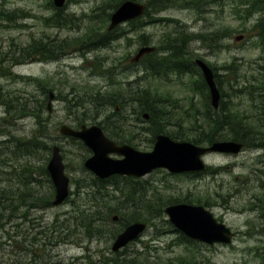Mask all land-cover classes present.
Here are the masks:
<instances>
[{
	"label": "rangeland",
	"instance_id": "rangeland-1",
	"mask_svg": "<svg viewBox=\"0 0 264 264\" xmlns=\"http://www.w3.org/2000/svg\"><path fill=\"white\" fill-rule=\"evenodd\" d=\"M246 1L218 0L214 4L212 0L209 3L201 0L199 8L180 2L158 13L151 9L152 16L164 21H151L139 29L128 23L122 28L131 32L106 47L88 52L79 51L80 45L73 46L60 59L12 66L20 48L33 41L68 43L84 36L89 27L104 32L101 25L110 11L106 8L103 14L97 8L112 0H68L64 13L71 20L68 26L59 28L46 26L44 21L57 12L50 0H0V11L18 17L11 22L0 21V61L7 60L0 63V188L9 197L16 196L6 203L7 209L0 204V264H115L118 258L176 264L179 258L192 257L191 253L197 257V264H259L255 252L264 246V149H244L238 155H210L205 159L207 171L196 177L158 170L142 179L149 194L200 200L220 223L236 233L233 244L184 243L182 233L164 214V222L155 220L143 237L114 253L113 237L125 229L122 230L121 215L115 210L123 208L124 213L130 214L133 206L126 203L120 192H112L113 210L100 209L98 214L93 195L82 194L79 188L87 184L84 180L89 178V172L82 169L91 153L78 141L60 133L63 125L92 126L111 117L115 124H126V134L128 130L133 132V147L142 152L153 149L152 135L142 130L149 126L141 121L145 120L141 108L131 103L118 107L117 111L110 106L97 109L90 101L97 90L110 91V80L122 85L134 83L133 88H151L167 97L171 100L167 107L174 116L169 129L179 131L176 121L182 117L188 119L186 128H191L195 114L191 101L200 113L205 112L209 103V89L197 84L200 79L197 70L190 66L191 72L186 74H168L157 79L147 75L144 69L147 60L136 65L130 60L143 47L142 42L160 48L165 38L180 33L209 35L223 31L228 37L219 43L221 49L215 43L211 48L193 40L186 64L192 65L197 59L213 67L234 64L240 69L241 78L257 76V68L264 59V39L262 43L261 31L255 27L262 16L260 13L248 16L243 5ZM22 13L27 15L19 17ZM139 18L149 21L144 16ZM238 36L244 39L235 41ZM151 56L157 59L158 55L155 52ZM97 63L104 64L105 69L113 68L112 77L94 68ZM217 74L223 82L218 86L221 96L224 91V99L229 100L232 88L228 82L236 76L223 69L217 70ZM50 92L55 93L56 99L49 113ZM236 102L250 106L248 97L242 94H238ZM82 103L84 107L80 106ZM34 111L41 117L33 115ZM186 112H192L191 117ZM105 133L113 139L108 131ZM33 138L37 140L34 145L29 143ZM54 146L61 148L66 174L71 180V195L60 206L52 205L55 187L50 176H45ZM112 158L120 157L112 155ZM39 199L40 202L36 201ZM48 199L51 204H47ZM33 202H37V207L31 206ZM182 203L186 202L177 204ZM115 216L117 222L113 221Z\"/></svg>",
	"mask_w": 264,
	"mask_h": 264
},
{
	"label": "trees",
	"instance_id": "trees-1",
	"mask_svg": "<svg viewBox=\"0 0 264 264\" xmlns=\"http://www.w3.org/2000/svg\"><path fill=\"white\" fill-rule=\"evenodd\" d=\"M6 1V0H2ZM126 0H112V2L106 3L104 7H98L97 10L100 13L105 14V9L107 8L110 13L105 14L104 20L102 22L101 28L104 29V32L97 30L95 27H89L84 36L72 40L68 43H56L55 41H33L26 47L20 48L19 55L16 56L15 60L12 62V66H19L29 63L34 60L41 61H50L63 58L67 55V50L71 49L73 46H79L80 50H86L89 52L92 50H97L101 47H106L107 45L114 43L119 40L121 37L127 35L131 31L124 30L119 28L113 32H108L107 27L111 14L117 10V8ZM138 1V0H134ZM147 1V10L146 17L144 19H149L150 21H132L130 26L134 29H139L151 22L154 19V16L150 14V10L153 9L155 13L161 12L164 7L174 5L179 2L187 3L189 5H198L201 0H146ZM225 1V0H220ZM209 3V0H206ZM218 0H212V3L216 4ZM241 4V3H240ZM50 5L52 8H55L53 1L50 0ZM242 5V4H241ZM247 7L244 12L248 16H251L255 13H260L262 16L258 21L255 28L259 29L261 33L259 34V39L263 43L264 39V0H247L243 4ZM53 16L45 18L46 26L52 27H62L68 26L71 19L68 18L67 14L64 13L65 9H57ZM66 14V16H64ZM27 14L22 13L21 16H26ZM18 17L16 16V19ZM15 19V13H5L4 10L0 11V21L11 22ZM157 21V20H156ZM106 28V30H105ZM103 31V30H102ZM228 37L227 32L217 31L215 33L206 35V34H182L180 33L174 37H167L164 39L163 45L158 48V51L161 50L163 55L157 56V59H154L152 56L146 58V67L145 70L148 75L154 78H163L168 74H178L183 75L190 71V66L197 70L200 75V79L197 80V84H201L204 89L208 91L206 83L203 79L201 71L195 64V62L186 64V59L190 55L189 46L193 40L195 42H201L207 44L208 47L213 48L214 43L217 45V48L220 49L223 47L219 43ZM147 41V40H146ZM143 45H146L145 42ZM148 44V43H147ZM75 48V47H74ZM92 48V49H91ZM84 55L86 53H83ZM83 55V56H84ZM98 60V59H97ZM262 60V59H261ZM7 60H2L0 63H5ZM210 65V64H209ZM104 64L97 63L94 68L97 70L100 69L102 73L107 72L111 77L113 73V68L105 69ZM215 73V79L217 85L220 87L223 82H221V76L217 74V70L223 69L225 72L234 74V80H230L228 83L232 88V95H230L229 100H225V93L222 91V101L220 108L214 110L210 106V98L208 95V102L206 110L204 113L194 107L193 101H191V109L195 110L192 121L191 128H186L185 124L188 119L178 118L176 121V127L179 131H172L169 129L172 125V120L174 119L173 112L170 108L167 107L169 100L167 97H163L158 93H154L151 88H133V84L128 82L125 85H122L119 82L110 80L111 88L108 92H101L97 90L90 97V101L93 102L94 106L97 109H102L103 106H110L112 109L118 107L124 108L128 104L134 103L137 107L141 108L140 112L142 116L144 114L150 115V120L152 127L148 128L147 131L152 135V143L155 141V137L160 134H165L170 136L173 140L176 141H188L193 142L197 145H212L215 142L219 141H233L238 142L244 145L245 149H264V59L263 63L260 64L257 68V76L249 77H240L238 73L240 69L238 66L231 64L221 67H213L210 65ZM256 73V74H257ZM238 75V76H237ZM39 83L43 81L36 80ZM137 83V81H136ZM140 90H134V89ZM234 90V91H233ZM238 94L245 95L248 97L250 106H244L241 102H236ZM79 106V105H78ZM80 106L84 107V103ZM17 108V107H15ZM191 117V113H188ZM16 115V114H15ZM33 115L37 118H40V114L34 111ZM39 115V116H38ZM17 117V115H16ZM112 118H108L105 121H102L98 125L103 128L104 131H108L114 140L119 144H131L132 140L135 138L133 132L130 130L126 131V124H115L112 122ZM41 123V120H40ZM113 123V124H112ZM146 130H144L145 132ZM116 138H115V137ZM73 141H78L72 139ZM37 140L33 138L29 141L30 144L34 145ZM79 142V141H78ZM80 145L86 150L84 145L79 142ZM88 152V150H86ZM85 172V169H82ZM210 170V169H209ZM207 171V170H206ZM45 176H49L47 170L45 169ZM89 178L85 179L84 182L87 183L84 186L80 185V189L83 191L82 194L89 196L93 195L94 199L97 201L96 207L99 208V211L106 210L112 211V192H120L121 196L125 199L127 204L133 206V213L126 214L124 213L123 208H117L115 212L121 215V221L119 222L122 225V230L126 228L129 224L134 222H144L148 226L154 225V221L161 219L164 215V210L167 206L172 204H177L186 202L189 204L197 203L196 205H202L200 200H180V198H175L172 196H164L160 193L149 194L148 188L143 184L146 183L142 179L130 178V177H112L108 180H99L94 177L92 174H89ZM111 190V191H109ZM8 193L4 189L0 188V204L4 209H7L6 203L13 201L12 198L16 197L14 194L9 197ZM40 202L39 200H36ZM47 204H51L48 199ZM37 203V202H36ZM36 203H32L31 206L37 207ZM13 209V208H12ZM101 209V210H100ZM114 213V212H113ZM166 224H168L166 222ZM121 230V231H122ZM175 232V231H174ZM181 234V233H180ZM114 236L113 238H116ZM180 238L184 243L191 244V240L186 238L181 234ZM256 257L259 259V264H264V246L256 249ZM192 257H182L176 260V264H197L198 260L194 253H191ZM115 264H152L148 259L143 261L137 260L134 258L131 260L124 259L123 261L118 259L114 260ZM172 264V263H169Z\"/></svg>",
	"mask_w": 264,
	"mask_h": 264
},
{
	"label": "water",
	"instance_id": "water-1",
	"mask_svg": "<svg viewBox=\"0 0 264 264\" xmlns=\"http://www.w3.org/2000/svg\"><path fill=\"white\" fill-rule=\"evenodd\" d=\"M57 8H63L66 0H53ZM146 6L133 0L124 1L112 14L108 31L111 32L122 24L135 20L144 15ZM243 36L235 38L237 42L243 40ZM155 51L153 47H142L131 59L132 63H138L145 55ZM204 81L209 88L211 104L217 109L221 95L215 81L213 69L204 61L197 60ZM54 93H49L48 108L51 111ZM148 116L146 115V118ZM61 135L81 141L92 155L85 160L84 168L100 180H106L112 176H126L143 178L152 172L163 169L171 174L199 173L206 169L204 158L208 155L239 154L244 148L243 144L224 141L216 142L211 146H199L191 142H180L171 139L167 135L157 137L151 152H141L130 145H119L110 140L102 128L98 125H82L76 130L68 125L60 129ZM111 155H118L120 159H114ZM47 172L55 187L53 206H60L70 196V178L66 175V168L61 154V148L54 146L52 156L47 166ZM165 215L172 226L190 240H194L208 246L218 244L230 245L235 236L231 228L220 223L214 214L204 206L191 204H174L165 209ZM118 218L115 217L114 221ZM147 230V224L135 222L127 226L115 239L112 251L117 253L137 240Z\"/></svg>",
	"mask_w": 264,
	"mask_h": 264
},
{
	"label": "flooded vegetation",
	"instance_id": "flooded-vegetation-1",
	"mask_svg": "<svg viewBox=\"0 0 264 264\" xmlns=\"http://www.w3.org/2000/svg\"><path fill=\"white\" fill-rule=\"evenodd\" d=\"M143 119H145V120H141V121H143V122H145V123H147L148 124V126H149V128L150 127H152V123H151V120H150V115H149V117H147V118H143ZM140 120V119H139ZM148 129V128H147ZM147 129L146 128H143L142 130L144 131V130H146L145 132H148L147 131ZM150 133V132H149ZM151 134V133H150ZM156 139V138H155ZM152 140V139H151ZM155 143V142H154ZM126 145H131V144H128V143H125ZM151 144H153L152 143V141H151ZM190 176H198V175H195V174H193V175H190Z\"/></svg>",
	"mask_w": 264,
	"mask_h": 264
},
{
	"label": "bare ground",
	"instance_id": "bare-ground-1",
	"mask_svg": "<svg viewBox=\"0 0 264 264\" xmlns=\"http://www.w3.org/2000/svg\"><path fill=\"white\" fill-rule=\"evenodd\" d=\"M145 17H146V14H145ZM145 17H144V18H145ZM144 18H143V19H144ZM139 20H141V18L138 17V18H136L135 20H132V21H139ZM132 21H130V22H132ZM216 85H217V83H216ZM217 88H218V85H217ZM208 89H209V88H208ZM218 90H219V88H218ZM219 92H220V90H219ZM220 95H221V92H220ZM221 99H222V96H221ZM221 99H220V104H221ZM212 107H213V106H212ZM213 108H214V107H213ZM218 109H219V107H218L217 109L214 108V110H218ZM28 182H29V181H28ZM20 183H21V182H20ZM18 191H19V190H18ZM23 192H24V191H23ZM91 206H92V205H91ZM84 216H85V215H84ZM75 220H76V219H75ZM79 221H80V220H79ZM227 227H228V226H227Z\"/></svg>",
	"mask_w": 264,
	"mask_h": 264
}]
</instances>
